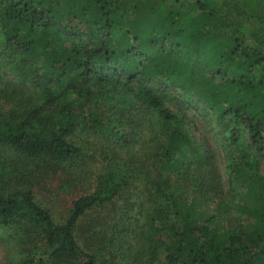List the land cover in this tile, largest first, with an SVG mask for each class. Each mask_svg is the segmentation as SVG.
Returning <instances> with one entry per match:
<instances>
[{
  "label": "trees",
  "instance_id": "1",
  "mask_svg": "<svg viewBox=\"0 0 264 264\" xmlns=\"http://www.w3.org/2000/svg\"><path fill=\"white\" fill-rule=\"evenodd\" d=\"M263 6L0 0V225L14 249L9 264H101L93 230L112 226L101 210L123 197L116 210L126 220L134 182L152 212L141 213L129 239L117 237L125 221L108 237L127 264H154L162 251L163 264H264V25L235 21H264ZM185 98L218 119L228 191L213 151L167 104ZM87 132L127 156L105 153L112 163L96 179V149L73 139ZM55 179L65 191L86 190L62 220L38 197ZM212 201L216 210L206 213ZM231 206L245 212L232 227L222 210Z\"/></svg>",
  "mask_w": 264,
  "mask_h": 264
},
{
  "label": "rangeland",
  "instance_id": "2",
  "mask_svg": "<svg viewBox=\"0 0 264 264\" xmlns=\"http://www.w3.org/2000/svg\"><path fill=\"white\" fill-rule=\"evenodd\" d=\"M252 5L253 2L249 3V5L246 7H257V5H254V7H252ZM261 9L264 10V6ZM235 21L236 26L241 27L242 29L248 28L247 23H250L251 29L256 24L262 23L264 25V21L254 15H244L243 17L236 19ZM175 92L179 93L177 90ZM167 104L173 111L182 115L186 128L191 133L193 138L204 147L213 151L220 170L222 182L224 184V190L228 191L231 185V176L227 166L226 154L221 144L223 140L221 133H219L220 125L216 115L203 103L198 102L196 98H185L184 104L167 100ZM146 124L149 125L148 122ZM145 130L147 137L153 136V133L151 132L149 127H145ZM73 139L79 143H84V145L92 152L93 147L96 149V155L93 156V161L91 162L93 167L89 168V171L93 172L94 179H96L97 175L103 169L107 168V166L112 163L111 160H106V157L109 153H111L112 155L118 154L122 159L127 158L126 154L124 153V150L122 151L120 147H118L116 144L113 145L110 142L111 140L106 141V137L97 133L87 132L79 134L78 136L73 137ZM108 145H110V149L107 147ZM103 148L105 149V151H103ZM116 151L118 152L115 153ZM105 153H107V155ZM105 163L107 164L104 166ZM262 165L264 166V162ZM84 179L85 183L90 186L89 182L91 180L87 178ZM61 184L62 183L58 179H55L51 182L49 189L43 188L41 194H38V197L40 196V198H45L47 200L46 203L48 202V204L52 206L55 211V215L60 220L64 219V217L66 216L72 197H74L77 193H83L84 191H86L80 183H78V185H72L69 188V190L71 191H65ZM133 184L135 185V194L132 195L133 200L129 201V204H127V208H125L126 220L124 221L127 223L128 229L120 230L117 233V237L126 238V236H128L129 239L130 234L134 235L135 231L143 226V221L141 223V221L138 220V218H140L141 213L143 214V218H146V216L152 212L146 205H141L142 202L146 199L144 198L145 195L141 190L142 184H138L136 182H134ZM126 203V200L123 197H120L117 202L114 201L113 203H110L109 208H107L106 210H101L102 215L107 213L108 210L110 211L111 215L108 219V222L112 224V226H109L108 224L103 223L102 225L97 227L96 231H99L101 227H105L106 229L98 235H94L95 230H93V240L101 250V264H127L123 260V251L117 253L115 250H113V248H111L108 241L109 235L112 236L113 232L116 230L115 223L119 222L121 225H123L124 222L121 221L123 219V216L121 214V211H119L120 208L117 211L116 207H119L120 205H125ZM201 207L205 208L204 205H201ZM209 207L211 208L206 207V213H210V210H216V204L213 201L209 203ZM219 209L220 208H218V210ZM222 210L226 212H224L223 215L227 217L224 218V223L228 224L230 227L237 225L240 220L243 221L244 219L245 212H243L242 210H238L235 206L229 207L228 210ZM99 213L100 209L94 210L93 219H101V216L98 217ZM6 232H8V228L0 225V264H9L12 258L11 256L14 254V249L11 246V241L9 240V238L4 237V233ZM118 241L119 240H115L116 243H118ZM165 261L167 260L165 258L164 252L162 251L160 260L155 261L154 264H163Z\"/></svg>",
  "mask_w": 264,
  "mask_h": 264
}]
</instances>
